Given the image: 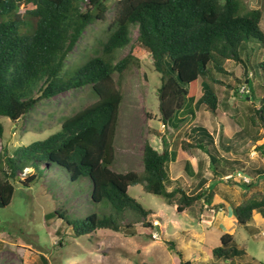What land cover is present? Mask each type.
<instances>
[{
	"label": "trees",
	"instance_id": "trees-1",
	"mask_svg": "<svg viewBox=\"0 0 264 264\" xmlns=\"http://www.w3.org/2000/svg\"><path fill=\"white\" fill-rule=\"evenodd\" d=\"M108 9L107 0H0V115L17 121L42 99L86 85L97 94L96 101L66 117L61 130L45 139L19 145L13 151L4 145L0 153V205L12 202L18 183L30 186L38 181L43 169L63 170L73 182L90 181V203L104 202L101 213L71 216L62 208L49 213L65 221L74 235L110 229L152 236V211L130 194V186L142 185L167 203H176L179 212L201 199L213 207L215 189L190 194L178 182L169 189L170 153L148 141L143 148L142 171L112 168L118 155L115 139L124 100L115 73L120 76L131 67H140L142 55L149 52L154 69L160 73L159 118L164 127L178 128L186 117H196L200 82L201 103L214 113L221 108L234 112L231 116L242 127L237 136L254 139L264 156V91L258 104L252 102L247 116L240 112L236 99L230 101L231 96L252 93L251 79L256 72L250 67L251 44L260 41L264 45L263 10L248 7L244 0H117L101 53L72 71L65 69L67 56L87 27L105 20ZM134 26L138 28L137 43L132 37ZM127 46L128 52L116 60L118 50ZM228 60L241 64L242 78L229 72ZM260 67L264 87V60ZM225 75H233L237 82L226 80ZM243 87L246 92H241ZM200 131L205 137L196 145L210 155L215 175L219 168L222 173L229 171L233 163L226 160L220 164L214 136L207 128ZM4 132L0 121V138ZM28 168L32 172L28 173ZM235 179L238 177L228 181ZM262 208L264 193L243 200L234 208L238 223L246 225L254 211ZM131 212L135 221L124 222ZM221 240L213 249L214 256L232 259L240 254L233 235L224 234ZM166 243L181 257V264H191L174 242ZM40 259L42 264H50L44 255Z\"/></svg>",
	"mask_w": 264,
	"mask_h": 264
},
{
	"label": "rangeland",
	"instance_id": "rangeland-1",
	"mask_svg": "<svg viewBox=\"0 0 264 264\" xmlns=\"http://www.w3.org/2000/svg\"><path fill=\"white\" fill-rule=\"evenodd\" d=\"M116 1L107 0L109 9L106 13V19L97 20L87 27L75 48L67 56L65 69L70 68L72 71L88 58L101 53V42L108 37L107 26L114 14ZM244 2L248 7L263 10L261 28L264 31V0H244ZM137 35L138 28L134 26L132 27V37L135 43H137ZM251 45L250 67L256 72L251 79L252 93L233 96L231 99V102L237 100L240 112L244 113L245 116L250 115L249 110L253 106L252 102L258 104L264 91L260 67L261 61L264 60V45L260 41ZM128 50L129 46L119 49L116 60L123 57ZM141 58L142 65L140 67H131L120 76L115 73V78L119 80L124 94L115 139L118 155L116 162L112 165V168L119 172L127 171L129 167L137 165L139 161L137 156L142 142L138 135L142 123L132 122L131 116L128 118L129 114L137 115L140 112L139 107L141 106L138 101L146 102V110L147 112L151 111V116L153 114L159 116L160 73L154 69L150 54L145 53ZM226 67L237 78L243 77L241 64L228 60ZM233 75L222 77L235 82L236 79ZM244 91L246 92L245 89H241V92ZM96 100L97 94L90 85H86L65 91L51 98L42 99L28 114L17 121L0 115V121L5 126L4 135L0 138V153L5 144L10 151H13L19 145L45 139L50 134L61 130L66 117L73 115ZM135 104L137 106L133 108ZM223 111L222 108L216 113L208 110L207 116L201 115V123L198 125H207L206 123L212 120L217 129L218 137H221L218 133L223 132L221 131L223 125L225 131L220 140L226 144L236 143L241 146L242 141L238 136H235L240 125L237 118L231 116L234 112H227L226 114ZM152 123L156 129L161 126V121L158 118L154 117ZM186 129L187 125L182 130ZM167 131L170 132L171 130L168 129ZM212 134L214 135V133ZM182 136L184 137L183 131L179 137ZM127 145L136 146V153H133L136 157L131 160H127V155L124 153V147ZM244 148L249 153L253 149L251 147ZM259 155L257 150L256 153H253L255 157ZM176 157L177 160L171 163L172 169L178 166L183 168L185 156L181 154ZM195 171L196 176L204 175V165L197 166ZM27 172H32V169L28 168ZM42 173L38 181L31 183L30 186L18 183L12 202L9 205H0V264H42L40 255L47 257L50 264L181 263V257L170 251L168 245L162 240L163 233L159 225L156 226L158 234L155 231L152 237L146 234L130 235L126 231L115 232L110 229H100L91 235H74L72 228L65 221L56 215L51 216L49 213L57 208L68 209L71 216H83L92 211L101 213L104 202L90 203L91 185L88 179L73 182L63 170L56 172L54 169L45 168ZM129 192L145 208L152 211L149 216L152 221L158 219L164 223L169 218L173 224L175 222L188 223L190 221L189 216H193L191 210L182 214L175 205L167 203L160 195L146 191L141 185L131 186ZM155 212H158L157 216L154 215ZM135 217L131 212L126 216L124 222L135 221ZM252 223H256V220L254 219ZM169 230L171 231L172 228ZM245 234H247L245 239L242 234H238L237 240L239 242H236L237 244L240 243L241 247L254 255L264 252V235L259 233L254 238L248 233ZM213 236L210 237L207 246L211 245ZM180 244L184 245V240H180ZM244 248H241L239 255L246 256ZM262 260L264 261V258Z\"/></svg>",
	"mask_w": 264,
	"mask_h": 264
},
{
	"label": "crops",
	"instance_id": "crops-1",
	"mask_svg": "<svg viewBox=\"0 0 264 264\" xmlns=\"http://www.w3.org/2000/svg\"><path fill=\"white\" fill-rule=\"evenodd\" d=\"M147 53L150 54L149 52ZM202 95L203 92L200 84V86H198L195 100L196 117H186L184 122L178 128L164 127L161 122V126L156 129L152 120L155 117L160 121V118L155 114L151 116V111L147 112V104L145 101H138V104L141 106L139 107L140 112H138V116L135 114H129L128 116V118L131 116L130 120L132 122L142 123L138 135L139 138L141 137L140 139L142 142L140 152L137 156L139 161L137 162V165L129 167V169L137 171L143 170V148L145 142L148 141L160 151L167 148L170 153L168 169L172 182L169 183V189L176 186V182H178L179 185L190 194L199 191L208 192L210 189H215L213 207H208L206 201L201 199L194 206L180 212L186 214L188 210L192 211L193 216H189L190 221L188 223L175 222L173 224L169 218L164 223L160 222L158 219L153 220L155 227L152 231V236L156 231V226L159 225V228L163 233L162 240H164L165 243L166 241L174 242L177 249L181 250L183 259L185 261H190L191 264H263L264 261L262 259L264 258V252L254 255L249 253L244 247H241L240 243V245L238 244V248H244L246 256L235 255L232 259H225L216 257L213 254V249L221 245V239L224 234L233 235L237 243L239 242L237 240L238 234H242L244 239L247 238V234L245 233H248L254 238L259 233L264 235L263 208L255 210L251 220L246 225L238 223L234 212L235 206L240 204L243 200L252 196L259 197L261 193H264V156L261 155L260 150L257 147V142L254 139H240L242 141L241 146L236 143L226 144L223 140H220V138H222V133L225 131L223 125L221 128V131L223 132L218 133L221 137H218L217 129L212 120H209V123H206L207 125H198L201 123V115L203 114L204 116H207L208 111L206 105L201 103ZM232 98L233 96H231V99ZM136 106L137 104H135L133 108ZM132 113L134 112L132 111ZM223 113L227 114V111L224 110ZM185 125H187V129L182 130L185 128ZM201 127L207 128L209 132L211 131L214 133L213 135L210 132L213 136L218 137H215V144L219 151V153H216L222 159L223 164L226 160L232 161V166L227 168L229 171L222 173V169L219 168L216 175L213 172L210 155L196 145L200 142L199 139L205 137L204 132L200 131ZM168 129L171 131L168 132ZM241 129L242 127L240 126L239 130L235 133V136L238 135V132ZM182 131L184 137H179ZM163 139H165L166 143L163 142ZM243 147L255 148L260 155L255 157L253 156V153H256V150L252 149L249 153L245 148L243 149ZM135 150V145H127L124 147V153L127 155V160L136 157L133 154L136 153ZM181 154L186 158L184 160L183 168L178 166L172 169L171 163L175 162L177 160L176 156ZM201 164L204 165L205 173L199 177L198 175L196 176L195 168ZM237 172L249 177L252 183L250 185H245L240 178L231 181H228V179L225 178L227 174H235ZM171 204L175 205L178 210V205L176 203ZM154 215L157 216L158 212H155ZM254 219L256 220V223H252ZM137 224H139V222ZM169 228H172V230L170 231ZM156 232L158 234V231ZM212 235H214L212 243L210 246H207L206 244L210 241ZM180 240H184V245L180 244Z\"/></svg>",
	"mask_w": 264,
	"mask_h": 264
},
{
	"label": "built area",
	"instance_id": "built-area-1",
	"mask_svg": "<svg viewBox=\"0 0 264 264\" xmlns=\"http://www.w3.org/2000/svg\"><path fill=\"white\" fill-rule=\"evenodd\" d=\"M242 89H245V88L243 87ZM233 176L238 177V178H240V179H242V180H244V181H246V182H250V181H251V179H250L249 177H246L245 175H243V174L240 173V172H237V173H235V174H228L227 176H225V178H226V179H230V178H232Z\"/></svg>",
	"mask_w": 264,
	"mask_h": 264
}]
</instances>
